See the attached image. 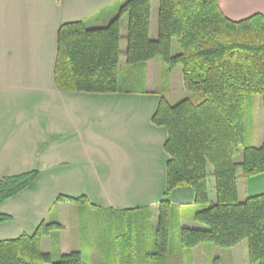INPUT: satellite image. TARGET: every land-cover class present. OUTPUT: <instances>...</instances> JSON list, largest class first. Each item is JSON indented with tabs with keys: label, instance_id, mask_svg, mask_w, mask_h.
Returning a JSON list of instances; mask_svg holds the SVG:
<instances>
[{
	"label": "trees",
	"instance_id": "trees-1",
	"mask_svg": "<svg viewBox=\"0 0 264 264\" xmlns=\"http://www.w3.org/2000/svg\"><path fill=\"white\" fill-rule=\"evenodd\" d=\"M150 10L151 0H126L104 27L87 28L82 22L61 25L57 31L55 87L61 93L122 91L118 84L119 43L120 21L125 17V65L157 59L166 74L180 67L187 94L172 105L160 97L151 117L154 125L166 131L163 150L168 158L163 198L158 203L156 225L151 228L153 251L146 252L140 264H155L166 252L168 197L180 187L193 190L199 206L194 220L200 225L181 228L182 248L204 243L231 248L246 241L249 260L264 264V193L241 201L237 195L239 176L264 173V136L259 146L244 140L249 96L260 97L264 123V16L254 14L232 21L222 14L217 0H158L153 38ZM37 174L34 170L1 178L0 204L28 187ZM208 176L214 182L213 201L208 197ZM83 199L57 197L61 201ZM9 220L0 213V223ZM60 228L57 222L41 221L30 235L0 240V264H83L80 250L53 260L40 249L41 238ZM101 245V252L108 253L104 264H138L135 254L131 258L124 252L136 249L128 238L109 243L106 251Z\"/></svg>",
	"mask_w": 264,
	"mask_h": 264
},
{
	"label": "crops",
	"instance_id": "crops-1",
	"mask_svg": "<svg viewBox=\"0 0 264 264\" xmlns=\"http://www.w3.org/2000/svg\"><path fill=\"white\" fill-rule=\"evenodd\" d=\"M124 1L0 0V179L38 172L28 187L0 204V213L10 217L0 223V240L30 235L41 221L57 222L61 228L41 238L42 252L56 260L76 250L70 219L77 222L79 244L85 227L70 214L68 204L83 203L87 195H92V210L103 219H114L111 223H116V217L123 212L138 216L139 221L148 219L150 227H155L168 156L163 150L166 131L154 125L151 117L162 94H184L181 68L166 74L157 59L130 66L131 90L116 93H61L54 84L60 26L82 22L87 28L104 27L118 15ZM217 3L222 14L232 21L254 14L264 16V0ZM151 15L152 7L150 31ZM156 19L155 11L153 38ZM124 27L125 17L120 21V35ZM121 44L120 39V47ZM120 60L122 67L129 69L124 55L119 57V64ZM137 71L144 75L140 77L139 73L136 78ZM140 78L144 83L141 89L133 84ZM260 112L262 115L261 106ZM263 136L264 131L258 137V146ZM210 179L208 197L213 201L214 182ZM262 193L264 173L238 177L240 201ZM58 196L86 199L61 201ZM168 202L180 210L182 205L192 207L194 192L176 188ZM181 226L200 227L192 217L182 219ZM99 238L100 243L109 244L107 239ZM107 257L98 254L97 264H104ZM159 258L163 263L158 259L155 264H173Z\"/></svg>",
	"mask_w": 264,
	"mask_h": 264
},
{
	"label": "rangeland",
	"instance_id": "rangeland-1",
	"mask_svg": "<svg viewBox=\"0 0 264 264\" xmlns=\"http://www.w3.org/2000/svg\"><path fill=\"white\" fill-rule=\"evenodd\" d=\"M125 2V1H124ZM123 2V3H124ZM151 7H152V15H151V31L150 37H152V31L155 28V11L157 12L158 8V0H151ZM125 34H126V27L122 29L121 32V47H120V55L121 57L125 53ZM176 51V47H173V52ZM124 64L122 60H120L119 64V86L122 90H131L130 82V67L124 68L122 67ZM121 67V68H120ZM135 69H138L135 68ZM140 73V77L144 75V72H136L135 77L137 78ZM160 79H156V83H160ZM136 88H140L144 86L143 80L141 78L139 82L133 83ZM156 84V86L158 85ZM153 90H157V87L153 88ZM170 94L162 96L169 104H175L181 100H183L187 94ZM261 100L260 97L257 95H251L246 101V111L244 113V122H245V131H244V140L246 144L252 146H258V137L264 131V123L263 118L260 112ZM108 155V154H106ZM240 159V155L236 157V160ZM211 172V169L210 171ZM110 173V174H109ZM108 174L112 176V171L108 170ZM210 176V175H209ZM208 176V182H210V178ZM254 177V176H252ZM110 181V180H109ZM165 182V179H164ZM262 182V181H261ZM165 184V183H164ZM191 189V188H190ZM209 189V184H208ZM193 191V190H192ZM90 192V190H88ZM89 194V193H88ZM92 196V195H91ZM87 195V199L83 203L78 204H68V208L71 209L70 214L74 217H78V221L84 225L85 228L82 229L81 236L83 237V242L81 244L78 243L79 237L77 235V228H76V220L70 219L71 221V231L74 239L76 240V244H78L77 250H80L82 253L83 264H97L98 259L97 255L99 254L100 257H106V254L101 252V243L100 238H105L109 241L110 244L112 242H122L124 238H128V242L133 243L135 242L136 249L131 250L127 249L124 251L125 254L128 255L135 254V259L137 257L138 264L143 263V256L144 254L150 253L153 251L152 249V242H151V227H150V220L146 219L143 221H139L138 216L134 217L131 215H125L121 212L119 217L115 219L117 222L111 223L112 220L108 221L103 219L99 214L92 210L90 206L92 197ZM160 198H163V193ZM86 199V198H84ZM161 201V200H160ZM159 201V202H160ZM158 202V203H159ZM87 203V207H84L83 204ZM157 203V206H158ZM195 204V202H194ZM182 210H180L179 206H171L169 210V236H168V245L167 250L162 256V259L167 260V262H173V264H257L251 262L248 258L247 252V245L246 241H241L240 243L236 244L231 248H219L211 243H204L192 249H185L182 248L180 244V230L181 220L184 218L192 217L194 219L195 212L199 210V206L195 204L194 206L190 207L189 205H182ZM158 210V207H157ZM141 215H144L141 213ZM76 223V224H75ZM75 224V227H74ZM199 225V224H198ZM200 226V225H199ZM105 235V236H103ZM120 235H123L122 237ZM78 238V239H77ZM106 241V240H105ZM150 243H145V242ZM104 251L108 249V244L102 243ZM110 249V248H109ZM130 250V251H128ZM131 253V254H130ZM108 255V253H107ZM134 256V255H133ZM55 258V256H54ZM161 258H157V260ZM55 260V259H53ZM145 260V259H144ZM161 261V260H160ZM145 264V263H144Z\"/></svg>",
	"mask_w": 264,
	"mask_h": 264
}]
</instances>
